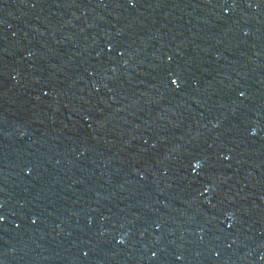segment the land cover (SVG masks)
<instances>
[{
    "label": "water",
    "instance_id": "1",
    "mask_svg": "<svg viewBox=\"0 0 264 264\" xmlns=\"http://www.w3.org/2000/svg\"><path fill=\"white\" fill-rule=\"evenodd\" d=\"M0 264H264V0H0Z\"/></svg>",
    "mask_w": 264,
    "mask_h": 264
}]
</instances>
